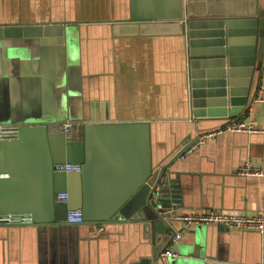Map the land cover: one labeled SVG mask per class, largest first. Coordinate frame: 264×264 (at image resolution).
<instances>
[{"label":"crops","instance_id":"obj_1","mask_svg":"<svg viewBox=\"0 0 264 264\" xmlns=\"http://www.w3.org/2000/svg\"><path fill=\"white\" fill-rule=\"evenodd\" d=\"M163 2L154 0L152 15L157 17V4ZM231 2L238 11L249 10V0ZM129 6V0H0L1 22H89L66 25L74 29L73 47L66 40L60 50L27 42L0 46V116L41 123L44 118L60 117L61 112L83 116L90 112L94 118L110 121H148L155 170L170 157L179 131H188L194 123L207 130L248 117L254 131L209 137L174 161L172 173L180 177L184 190L182 205L174 214L209 209L264 212V177L236 173L246 157L264 167V87L260 91L262 85L258 86L250 107L234 116L191 118L179 36L151 24L159 19L129 20ZM141 24L148 26L146 33L139 31ZM233 28L239 30L237 25ZM68 54L71 59L66 64ZM65 68L68 81L58 77ZM170 223L172 231L156 246L160 252L173 233L181 232L172 245L178 255L169 257V264L186 260L190 264H264V232L260 236L215 224L185 225L177 219ZM127 227L111 225L102 238L95 239L101 226L92 230L83 224L75 228L49 223L0 225V264H106L109 257L150 254L151 244ZM68 230L75 232V242L69 241Z\"/></svg>","mask_w":264,"mask_h":264},{"label":"water","instance_id":"obj_2","mask_svg":"<svg viewBox=\"0 0 264 264\" xmlns=\"http://www.w3.org/2000/svg\"><path fill=\"white\" fill-rule=\"evenodd\" d=\"M149 1L143 6L141 1L129 0L128 19H159L151 24L179 36L191 118L228 117L247 110L260 86L264 64V0H249L246 13L232 7L231 0H164L157 4V17L152 15L154 0ZM74 23L89 22L0 21V46L27 42L60 50L66 40L73 47L74 29L66 25ZM236 25L239 30L233 28ZM147 27L141 24L139 31L146 33ZM70 59L68 54L64 62ZM67 75V68L58 73L62 81L70 79ZM263 87L264 82L261 91ZM5 117L4 113L0 116V123H18L19 130L14 139H0V214L27 213L32 224L71 228L83 224L92 230L101 226L95 239L102 238L111 225H127L151 244L150 254L109 257L106 264H169L171 256H161L156 246L172 231L170 221L184 197L180 177L171 166L200 133L217 126L206 130L194 123L188 131H179L170 157L155 170L148 121H110L89 112L82 115L86 120L83 137L69 140L63 132L49 131L46 126L66 117L35 123L8 116L7 122H1ZM57 163H79L80 170L58 171L53 168ZM60 192L67 194L66 201L54 200ZM72 209L81 210L82 223L64 221ZM73 233L67 231L70 242H75Z\"/></svg>","mask_w":264,"mask_h":264},{"label":"built area","instance_id":"obj_3","mask_svg":"<svg viewBox=\"0 0 264 264\" xmlns=\"http://www.w3.org/2000/svg\"><path fill=\"white\" fill-rule=\"evenodd\" d=\"M264 82V65L261 68L260 85ZM261 91V88H260ZM260 97H257L259 100ZM86 121L65 119L47 123V130L53 132H63L66 139L77 140L83 133V127ZM18 123H0V139H14L18 135ZM255 130V126L250 122L243 120H231L215 129H210L200 133L194 144L202 143L209 137L222 134L224 132H251ZM193 146V145H192ZM53 168L58 171H79V163H57ZM236 173L242 176L264 177V167L258 166L250 157H246L236 169ZM67 194L65 192L56 193L55 201H66ZM174 219L184 222L185 225L193 224H215L223 225L227 229H235L242 231H257L264 232V212L257 211L251 214L238 212H221L214 209H209L200 212H187L174 216ZM64 221L68 224H80L83 221L82 212L80 209L68 210ZM31 223V217L27 213H5L0 214V225H25ZM181 236V232H175L169 238L168 244L161 250L160 255H168L175 257L178 255L172 245Z\"/></svg>","mask_w":264,"mask_h":264},{"label":"rangeland","instance_id":"obj_4","mask_svg":"<svg viewBox=\"0 0 264 264\" xmlns=\"http://www.w3.org/2000/svg\"><path fill=\"white\" fill-rule=\"evenodd\" d=\"M60 117H66L65 119H71V120H76V118H79L80 119V117H82V115H78V113L77 112H71L70 114H62ZM7 118H8V116L7 117H5L4 118V120L3 121H1V122H7L8 120H7ZM22 119H24V118H22ZM64 119V120H65ZM62 121V120H61Z\"/></svg>","mask_w":264,"mask_h":264}]
</instances>
